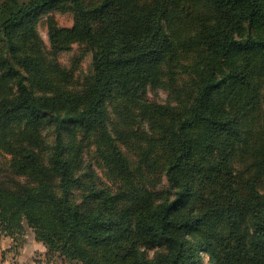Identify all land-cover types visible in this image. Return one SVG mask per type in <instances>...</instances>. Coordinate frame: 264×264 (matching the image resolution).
<instances>
[{
	"label": "trees",
	"instance_id": "1",
	"mask_svg": "<svg viewBox=\"0 0 264 264\" xmlns=\"http://www.w3.org/2000/svg\"><path fill=\"white\" fill-rule=\"evenodd\" d=\"M0 152L47 261L264 264V0H0Z\"/></svg>",
	"mask_w": 264,
	"mask_h": 264
},
{
	"label": "rangeland",
	"instance_id": "2",
	"mask_svg": "<svg viewBox=\"0 0 264 264\" xmlns=\"http://www.w3.org/2000/svg\"><path fill=\"white\" fill-rule=\"evenodd\" d=\"M47 15L42 14L39 16L38 19V25L37 29L38 32L44 41V43L48 46V37H47V30L46 26L44 25V21L46 19ZM53 17L57 21V23L60 26L64 27H70L73 22L72 15L70 13H54ZM78 58L79 64L74 72V79L75 80H82L83 77L88 74L91 70V55L87 51L83 50L82 48L78 47L76 44H74L70 51L60 53L57 56L58 61L67 68H70L72 66L73 61ZM182 83L181 81H178V85ZM147 97L150 100L159 102V103H165L170 98V92L165 89H149L147 92ZM48 139L49 141L52 140L51 132L48 133ZM7 155H4L0 152V161H4L7 159ZM98 174L104 179L103 171L101 169H98ZM24 235H31V231L29 229H26ZM205 263L207 264V258L204 259ZM47 261V260H46ZM48 262V261H47ZM49 263V262H48Z\"/></svg>",
	"mask_w": 264,
	"mask_h": 264
},
{
	"label": "crops",
	"instance_id": "3",
	"mask_svg": "<svg viewBox=\"0 0 264 264\" xmlns=\"http://www.w3.org/2000/svg\"><path fill=\"white\" fill-rule=\"evenodd\" d=\"M45 253V247L35 241L32 232L21 237L3 234L0 237V264H67L58 258L48 260V263Z\"/></svg>",
	"mask_w": 264,
	"mask_h": 264
}]
</instances>
